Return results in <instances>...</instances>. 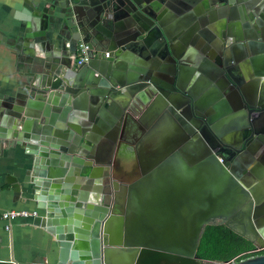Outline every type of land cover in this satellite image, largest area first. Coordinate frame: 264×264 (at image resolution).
<instances>
[{
  "label": "water",
  "instance_id": "water-1",
  "mask_svg": "<svg viewBox=\"0 0 264 264\" xmlns=\"http://www.w3.org/2000/svg\"><path fill=\"white\" fill-rule=\"evenodd\" d=\"M250 1L54 0L51 10L29 18L38 33L36 24L59 20L70 39L92 48L80 66L61 52L46 58L15 95L5 124L12 142L34 156L28 179L11 177L10 184L17 196L24 185L44 212L38 221L60 246L56 264H205L198 247L211 224L264 247V96L248 97L246 81L236 76L237 49L248 46L249 58H264V34L252 31L251 22L261 21L253 14L241 16L245 39L230 30L257 2ZM200 37L205 43L195 66L210 65L207 86L216 92L207 108L230 103L234 129H220L215 115L197 108L200 91L184 79ZM97 48L109 56L99 58ZM150 111L178 112L184 139L140 156L126 184L111 178L127 124ZM106 133L111 140L101 160L98 139ZM234 264H264V254Z\"/></svg>",
  "mask_w": 264,
  "mask_h": 264
},
{
  "label": "crops",
  "instance_id": "crops-1",
  "mask_svg": "<svg viewBox=\"0 0 264 264\" xmlns=\"http://www.w3.org/2000/svg\"><path fill=\"white\" fill-rule=\"evenodd\" d=\"M53 1L0 0V211L24 209L38 210L40 217L44 214L37 207L27 188L24 187V183H22L23 188L20 196L15 195L10 184L11 177H16L19 182L28 179L27 173L33 168L34 156L30 155L20 144L12 142V138L8 137L5 124L11 115L15 95L22 87L24 89L31 82L33 74L40 71V66L46 58H53L54 52H61V55L69 57L75 62L78 45L82 40L70 39L68 33L64 32L61 21L56 20L49 23L47 27L36 24L37 29L41 30L39 33L33 31L32 22L31 25H27L29 18H36L34 13L40 12L44 8L51 10L50 6ZM256 1L249 9L243 8L242 12L238 14V18L234 20V25L230 29L234 39H245L247 31H249V28L245 27L248 22L246 20L243 22L241 16L246 17L249 14H253V18L261 20L260 22L257 20L251 22V27L254 28L253 25L256 27L251 28L252 31L264 34V18H260L261 15L254 16L252 9L255 7L258 9V13L263 14L264 0ZM251 2L252 0L249 3ZM213 7L216 8V6L208 4L209 9ZM217 25L216 21L212 27L216 28ZM28 32L31 37H26ZM197 36L194 34L191 41H194ZM197 40L198 47H193L192 52L187 55L188 64L184 69V79L188 85L196 84V90L200 91L197 108H206L215 115L214 123L220 129H234L237 121L233 118L230 103L226 102L227 104L221 105L219 110L207 108L210 98L208 96L216 94V92L212 86H207V83L211 82L210 65L205 64L201 69L195 66L200 53L199 47H204L205 43L201 37ZM37 44L44 52L43 58L37 55L35 48ZM257 48L262 50V47ZM249 50L248 46L237 49L236 54L240 60L236 76H241L246 81L244 88L246 95L259 99L264 96V58H262V53H259L254 60L249 58ZM104 53L106 52L97 48L99 58L107 57ZM144 113L133 115L130 119L126 128L127 141L122 143L118 152L112 157L114 164L111 165L110 176L123 180L125 184L134 178V173L139 168L140 156L149 155L158 148L175 144L184 139L185 129L181 119L178 118V112L164 111L155 114L150 111L142 117ZM98 140V156L102 160L107 157L111 136L106 133ZM79 175L85 193L86 190H89V186H86V181L83 180L86 177L81 173ZM94 176L101 181L103 175L97 172ZM102 186L104 184L100 183V187ZM98 192L103 191L98 189ZM38 217H19L11 221L0 219V259H14L16 264L57 263L59 242L46 227L41 226ZM8 223L11 224L10 230L5 227ZM113 226V234L118 233L115 230V225Z\"/></svg>",
  "mask_w": 264,
  "mask_h": 264
},
{
  "label": "trees",
  "instance_id": "trees-1",
  "mask_svg": "<svg viewBox=\"0 0 264 264\" xmlns=\"http://www.w3.org/2000/svg\"><path fill=\"white\" fill-rule=\"evenodd\" d=\"M255 246L247 238L224 225H208L198 247L200 258L207 260L205 264L214 262H228L240 255L250 251Z\"/></svg>",
  "mask_w": 264,
  "mask_h": 264
},
{
  "label": "built area",
  "instance_id": "built-area-1",
  "mask_svg": "<svg viewBox=\"0 0 264 264\" xmlns=\"http://www.w3.org/2000/svg\"><path fill=\"white\" fill-rule=\"evenodd\" d=\"M92 56V48L89 43L81 41L78 45L77 49V55L75 59L76 65L80 66L85 64ZM106 56H109V53L106 52ZM39 212L38 210H18V209H9V210H2L0 211V219L5 220V221H11L19 217H38ZM6 229L10 230L11 229V224L8 223L5 225ZM261 254H264V247H254L250 251H247L243 254L240 255V258L245 256L244 258H234L230 261H228L225 264H234L236 262L248 259V258H253L256 256H259Z\"/></svg>",
  "mask_w": 264,
  "mask_h": 264
},
{
  "label": "clouds",
  "instance_id": "clouds-1",
  "mask_svg": "<svg viewBox=\"0 0 264 264\" xmlns=\"http://www.w3.org/2000/svg\"><path fill=\"white\" fill-rule=\"evenodd\" d=\"M35 48H36L37 55L40 56L41 58H43L44 57V52H42L40 50V46L37 44V45H35Z\"/></svg>",
  "mask_w": 264,
  "mask_h": 264
},
{
  "label": "rangeland",
  "instance_id": "rangeland-1",
  "mask_svg": "<svg viewBox=\"0 0 264 264\" xmlns=\"http://www.w3.org/2000/svg\"><path fill=\"white\" fill-rule=\"evenodd\" d=\"M218 262H214L213 264H217Z\"/></svg>",
  "mask_w": 264,
  "mask_h": 264
}]
</instances>
